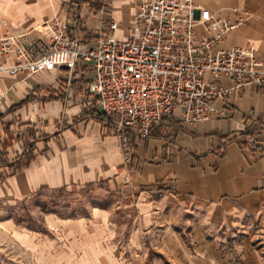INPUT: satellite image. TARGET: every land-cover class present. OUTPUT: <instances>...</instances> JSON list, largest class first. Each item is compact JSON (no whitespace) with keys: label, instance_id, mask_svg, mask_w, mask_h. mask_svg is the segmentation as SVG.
Segmentation results:
<instances>
[{"label":"crops","instance_id":"obj_1","mask_svg":"<svg viewBox=\"0 0 264 264\" xmlns=\"http://www.w3.org/2000/svg\"><path fill=\"white\" fill-rule=\"evenodd\" d=\"M85 1L0 0V19L6 21L0 33L22 35L30 46L45 37L42 24L59 19L73 36L82 33L90 41L80 21L91 14ZM127 1L104 0L98 23L119 19L117 9ZM76 3L82 6L74 11ZM195 3L230 21L242 19L222 45L250 41L264 60V0ZM128 4L125 18L131 23L137 0ZM70 12L73 18L67 17ZM14 60V54L7 57ZM91 78V70L79 67L70 83L65 68L0 74V163H5L0 202L43 188L106 183L110 190L131 193L135 229L124 242L112 234L104 209L94 208L89 217L47 213L52 236L43 239L0 207V235L33 251L38 264H142L147 255L151 264H264L252 243L264 247V86L214 101L216 111L203 123L166 118L160 122L165 136L150 135L126 153L103 117L86 104ZM27 153L32 161L8 173L6 163H23Z\"/></svg>","mask_w":264,"mask_h":264},{"label":"built area","instance_id":"obj_2","mask_svg":"<svg viewBox=\"0 0 264 264\" xmlns=\"http://www.w3.org/2000/svg\"><path fill=\"white\" fill-rule=\"evenodd\" d=\"M241 22L195 0H137L124 38L114 37L120 24L115 19L108 20L107 32L91 33L90 41L71 35L68 23L52 19L40 29L49 39L47 50L37 41L27 46L22 35L0 33V74L65 68L70 83L77 67L91 70L86 104L102 115L127 153L166 118L203 123L215 113L214 101L264 86V60L252 42L222 45ZM5 24L0 19V27ZM11 54L13 63L7 61ZM250 140L257 141L254 136Z\"/></svg>","mask_w":264,"mask_h":264},{"label":"rangeland","instance_id":"obj_3","mask_svg":"<svg viewBox=\"0 0 264 264\" xmlns=\"http://www.w3.org/2000/svg\"><path fill=\"white\" fill-rule=\"evenodd\" d=\"M82 1V0H81ZM129 1V0H128ZM123 2L120 8L117 9L119 22L122 27L114 31V37H120L126 33V28L130 23H127V16L130 12L131 4ZM114 3V0H108V5ZM112 3L109 11L116 10V6ZM81 3L73 5L72 9L77 11L81 8ZM77 13V12H76ZM128 13V14H126ZM74 12H70L68 18H73ZM100 14L91 13L89 16H83L80 21L85 24L88 33H95L94 31L105 30L108 31V23H98ZM98 27L96 29L95 27ZM71 26L69 32L71 33ZM124 32V33H123ZM79 34V33H76ZM74 35V33H73ZM45 36V35H44ZM84 37V34L81 33ZM80 36V37H81ZM43 50H47L49 39L45 36L37 41V45ZM5 164L4 162H2ZM0 163V164H2ZM14 163H6L10 165ZM8 173H12V169L8 166ZM1 176H4L1 174ZM131 193L123 190H110L106 183H92L86 186H67L64 189H47L43 188L38 190L31 196L22 199H8L0 202V207L4 210L5 214L11 218L16 224L22 228L39 232L43 235V239L50 238L52 235L47 228L44 214L54 213L55 215L63 218L75 217H89L94 208H100L107 211L108 225L112 227V234L117 236L119 240L127 242L130 234L135 229L137 217L135 216L134 208L132 206ZM48 204L55 209L52 211H43L42 205ZM10 235V234H9ZM254 247H256L261 256L264 257V247L252 240ZM162 258V256H160ZM163 260V259H162ZM164 259L163 262H167ZM169 262V261H168ZM0 264H38L37 255L30 249L25 248L15 241H11L8 237L0 235ZM142 264H151L150 255H147L142 260Z\"/></svg>","mask_w":264,"mask_h":264},{"label":"trees","instance_id":"obj_4","mask_svg":"<svg viewBox=\"0 0 264 264\" xmlns=\"http://www.w3.org/2000/svg\"><path fill=\"white\" fill-rule=\"evenodd\" d=\"M85 4L87 5V7H88V9H89V11L91 13H97V12H99L104 7V5H105L104 4V0H86L85 1ZM85 37H89V35L88 34H85ZM29 99L30 98H27V99H25L22 102H26ZM96 116L99 117L100 119L102 118V115L100 113H98ZM150 134L153 135V136H165L166 133L164 132V126H162L161 123L159 125H156L155 127L152 128ZM32 159H33L32 154L27 153L26 159H25V161L23 163L10 164L8 166H10L11 168H13L12 169L13 172H16V171L21 170V168L23 166H27V164L30 161H32ZM64 188L65 187H60L57 190H60L61 191ZM160 188L162 189L163 187L160 186ZM54 209H55L54 207H50L48 204H43L42 205V210L43 211H52Z\"/></svg>","mask_w":264,"mask_h":264}]
</instances>
